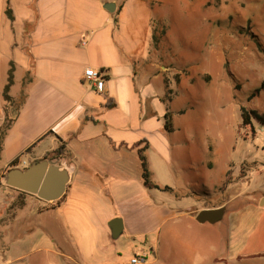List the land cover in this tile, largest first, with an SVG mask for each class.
Here are the masks:
<instances>
[{
    "label": "crops",
    "instance_id": "0c3cea01",
    "mask_svg": "<svg viewBox=\"0 0 264 264\" xmlns=\"http://www.w3.org/2000/svg\"><path fill=\"white\" fill-rule=\"evenodd\" d=\"M164 2L0 0V178L43 158L71 169L53 202L0 180V264H129L135 255L144 264H264V250L245 251L264 193L248 204L243 191L230 197V185L247 180L241 165L215 182L209 135L180 127L185 114L169 110V68L156 56ZM87 67L103 71L101 92L84 80ZM142 148L159 188L143 184ZM216 208L218 221L196 220ZM113 218L123 225L117 238Z\"/></svg>",
    "mask_w": 264,
    "mask_h": 264
},
{
    "label": "rangeland",
    "instance_id": "374dc122",
    "mask_svg": "<svg viewBox=\"0 0 264 264\" xmlns=\"http://www.w3.org/2000/svg\"><path fill=\"white\" fill-rule=\"evenodd\" d=\"M164 1L166 35L156 56L169 68V110L185 114L180 127L191 122L209 135L215 182L228 165L234 175L241 165L247 180L233 182L229 196L239 190L247 204L256 202L264 193V168L257 175L249 170L264 164V127L255 123L251 136L240 113L241 107L264 111V90L250 97L264 79V0ZM247 242L245 251L264 250V216Z\"/></svg>",
    "mask_w": 264,
    "mask_h": 264
},
{
    "label": "water",
    "instance_id": "95a60500",
    "mask_svg": "<svg viewBox=\"0 0 264 264\" xmlns=\"http://www.w3.org/2000/svg\"><path fill=\"white\" fill-rule=\"evenodd\" d=\"M112 7V8H110ZM109 11L114 10L112 3L105 4ZM71 178V169L61 161L43 158L32 162L28 167L8 169L1 175V182L9 187L37 196L46 202L59 200L66 191ZM224 208L201 210L196 220L199 222H216L223 214ZM113 238H117L123 230L120 218L108 222Z\"/></svg>",
    "mask_w": 264,
    "mask_h": 264
},
{
    "label": "trees",
    "instance_id": "16d2710c",
    "mask_svg": "<svg viewBox=\"0 0 264 264\" xmlns=\"http://www.w3.org/2000/svg\"><path fill=\"white\" fill-rule=\"evenodd\" d=\"M6 14L9 18H12V13H11V10L8 8H6ZM12 83V71L9 70V73H8V81H7V84L5 85L4 89H3V96L6 100H9V97L7 95V91H8V88H9V85ZM236 88H238L239 86L236 85L235 86ZM261 90H264V79L261 81L260 83V86L255 88L250 97H256L258 96L259 92ZM249 97V98H250ZM240 116H241V125L243 128H246V129H250L251 131V136H254L255 134V123L258 124V126H263L264 127V111H259V110H256V109H246L244 107H241V113H240ZM2 136V134H1ZM0 136V138H1ZM248 137V134H246L245 136V139H247ZM144 151V148L140 149L139 150V159H140V162H141V169H142V180H143V184L148 187V188H159L156 184H154L151 180V177H150V172L148 170V167H147V162H146V158H145V155L143 153ZM16 161H13L11 163V165H14ZM164 189H170L169 187H164Z\"/></svg>",
    "mask_w": 264,
    "mask_h": 264
},
{
    "label": "built area",
    "instance_id": "2783aa9c",
    "mask_svg": "<svg viewBox=\"0 0 264 264\" xmlns=\"http://www.w3.org/2000/svg\"><path fill=\"white\" fill-rule=\"evenodd\" d=\"M83 78L92 84V87L101 92L104 85L105 75L102 70L93 67H87L83 72ZM146 261L145 255H135L129 260V264H144Z\"/></svg>",
    "mask_w": 264,
    "mask_h": 264
}]
</instances>
